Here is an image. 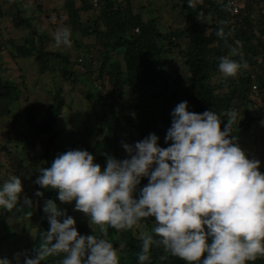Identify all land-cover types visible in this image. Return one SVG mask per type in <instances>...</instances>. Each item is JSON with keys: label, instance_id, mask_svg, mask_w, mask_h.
Segmentation results:
<instances>
[{"label": "clouds", "instance_id": "9594fccd", "mask_svg": "<svg viewBox=\"0 0 264 264\" xmlns=\"http://www.w3.org/2000/svg\"><path fill=\"white\" fill-rule=\"evenodd\" d=\"M70 37L68 27L54 35L57 46H70ZM247 67L242 57L219 58L225 77ZM236 115L228 112L225 123L213 110L196 113L188 101L179 102L164 137L167 147L154 133L134 145L122 142L128 158L108 156L103 168L89 151L68 150L40 169L35 183L56 190L62 203L75 201V210L87 214L102 233L105 226L128 230L153 218L151 231L141 234L138 264L149 261L153 245L186 264H249L264 257V173L260 160L249 158L233 134ZM145 177L148 183L138 188ZM22 192L18 176L0 183V209L12 210ZM24 204L31 208L32 200L24 197ZM43 212L50 227L41 233L35 256L17 253L0 258V264H21V255L23 264H41L61 254L59 264H121L112 242L93 227L94 234H80L74 217L54 200L45 202Z\"/></svg>", "mask_w": 264, "mask_h": 264}, {"label": "trees", "instance_id": "16d2710c", "mask_svg": "<svg viewBox=\"0 0 264 264\" xmlns=\"http://www.w3.org/2000/svg\"><path fill=\"white\" fill-rule=\"evenodd\" d=\"M63 1L66 15L64 23L68 24L74 33L94 35L97 39V51L94 52V47L87 45V55L79 57L82 61L76 60L81 66L80 68L85 70L80 74L85 78L83 80L80 77V80L88 84L91 82L95 86V82L91 80L93 78H90L93 75L99 76L100 83L104 72L112 76V90L106 95V98L119 100L127 96L128 104L132 110L136 111V125L141 137L145 138L150 133L157 136L162 135L171 126V123L162 124L163 118L157 109L159 104L164 105V101L168 102L169 109L164 112V117H167L166 115L171 113L179 102L188 101L190 111L202 113L205 110H213L222 116L225 123L227 122L226 114L230 111L235 112L237 115L233 124V134L240 147L242 146V134L250 129L252 122L257 118L250 112L251 106H257L259 109L264 108V59L260 61L259 58L264 52V0H248L249 6L252 7L253 5L257 8L260 19L255 21L249 17H244L243 22L239 23L234 30H232L229 21L230 8L226 0H201V3L191 7H189L188 1L179 0L184 12L183 16L185 19H191V22L187 21L184 26L169 27L170 29L165 32L161 30L158 17L146 19L141 11L134 10L132 0H100V12L90 22H84L82 14L94 9L91 0H80V5L77 4L78 0ZM26 11L17 6L16 13L11 19L12 23L15 28L29 29V33H32L31 36L36 38L29 39L28 44L26 42L17 47L16 53L20 57L34 56L35 61L40 63V70L47 72L51 57L50 51L46 50V44L50 36L39 23L35 22L37 18L28 15ZM2 14L0 6V15ZM195 17H199L201 23L192 22ZM136 28H139L137 33L134 32ZM219 30L223 31V37L217 35ZM184 39L187 40L186 46L184 47L183 44L182 48ZM236 40H240L241 45H238ZM10 42H13V39L0 35V71L3 66L2 54ZM79 47L78 44L77 48L81 51L82 49ZM176 48L180 49L182 60L190 72V87L179 98L177 97L178 91L173 90L172 85L180 83L177 81L170 83V79L166 76L164 59L166 54L171 53ZM233 49L236 50V55H232ZM54 54L59 56L63 63L61 66L63 78L73 82L78 81L79 74L72 69L75 63H71L70 56L58 51ZM223 56H229L237 61L241 60L242 57L243 61L247 62L248 67L241 69L236 76L213 85L210 82L211 78L221 74L218 70V64L219 58ZM69 65L72 67L69 68ZM254 84L257 85V90L252 89ZM94 89L98 99H101L104 90L96 89V86ZM218 90L223 92L218 93ZM89 92L88 96L91 97L94 92L91 90ZM19 95V85L0 74V104L4 105L0 111L5 112L7 103L16 101ZM258 99H262L263 104H260ZM26 100L28 102L29 98ZM105 105V102H100L101 110ZM65 107V99L58 91L54 95L50 107L46 108L45 118L40 123L37 122L34 105H27L23 111L30 129L36 133L49 130L44 156H48L50 153L54 142L53 138L59 133V130L51 125V122L57 120L55 115L58 112L62 113L61 111ZM69 109L70 107L67 110ZM243 112H245L244 119L238 121ZM103 114H106L105 111ZM94 115L95 111L93 110L90 115L91 118ZM127 119L129 122L133 120L131 116H128ZM122 121L120 116L114 115L112 123L107 122L106 125L109 132L103 139L98 138L92 147L83 144L78 139L81 133L76 131L75 136L71 137L73 149L76 150L79 149V146H83L79 150H87L91 151V154H96L94 156L95 162L99 163L102 168L105 166L108 156L116 159L128 158L121 151L122 142L127 143L126 139L117 137V131ZM88 123L89 121L85 122V127ZM89 125H93V123L90 122ZM221 128L223 130V124ZM105 148L107 149L104 150ZM68 150L65 148L64 152ZM259 170L264 173V168ZM38 174L41 175L40 171ZM147 183L148 179L145 177L138 188ZM35 189V193L37 191L43 193L42 196H36L39 202L40 221L34 233L31 247L24 253L25 255L30 258L35 256V249L39 246L41 233H46L49 230L47 214L43 212L47 200H54L61 209L65 210L66 215L74 217L76 228L80 234H94L93 228L80 223L78 211L75 210L73 201L71 203L60 202L57 199V191L54 189H44L37 184H35ZM6 214L8 216V213ZM140 223L145 224L147 230L151 231L153 227L151 217L142 220ZM105 227L107 231L102 233L100 226L97 225L95 234L103 236L119 249L121 264H138L137 254L141 250V238L137 235L138 229L117 231L110 226ZM13 234L17 235L18 232L14 231ZM62 255L48 257L45 261H41V264H59ZM161 257L164 258L161 259ZM23 259L24 255L21 264H23ZM146 264H186V262L166 253L162 246L153 245L150 248V259ZM249 264H264V257L249 262Z\"/></svg>", "mask_w": 264, "mask_h": 264}, {"label": "rangeland", "instance_id": "374dc122", "mask_svg": "<svg viewBox=\"0 0 264 264\" xmlns=\"http://www.w3.org/2000/svg\"><path fill=\"white\" fill-rule=\"evenodd\" d=\"M63 2V0H0L1 11L4 14V16L3 14L0 15V35L13 39V42H10L7 49L14 54L12 56L10 52L7 53L6 51L2 54L3 66L0 74L3 77L15 81L20 87L19 98L14 102H8L5 112L0 111V183H3L4 180L15 175L21 179L23 186V192L16 206L12 210L0 209V258L12 259L15 254H24L30 249L34 233L40 221L39 202L35 195V180L39 176V169L42 167H50L52 161L57 155L63 153L65 148L74 150L71 137L75 136L74 133L76 131L81 133L78 139L83 144L92 147L98 138L103 139L109 132L106 126L107 122L112 123L114 115H118L123 121L120 123V128L117 131V137L124 138L128 144L133 145L135 142L144 139V137L139 135L137 130L136 111L131 109L130 104H128L127 96L119 100L106 98V95L112 90V76L106 72L103 73L104 75L101 77V83H104V86L101 84V88L98 86L100 84V80L98 79L99 76L93 75L90 77L93 78L91 80L95 82L96 89L104 90L103 99H98L96 92H94L95 86H93L91 82L90 84L82 82L85 77L82 75L80 76V74L85 70L80 68L81 66L76 60L79 61L78 58L80 56L87 55V45L93 46V51L96 52L98 49L97 39L94 35H85L80 32L74 33L71 27L64 23L66 15L64 12L65 9L62 7ZM132 3L134 10L137 12L141 11L145 18L152 15V13L160 14L161 16H158V19L163 32L168 31L171 27L184 26L187 21L191 22V19H185L183 16L184 12L179 0H132ZM17 6L21 9L30 6V9L26 12L28 15L37 18L35 22L39 23L50 36L46 44V50L50 51L51 57L48 62L49 68L47 72H42L40 70V63L35 61L34 56H30L33 70L27 68L28 64H24V60L19 59V62H16L15 59H13L20 58L16 53L17 47L24 45L26 42L28 44L29 39L36 38L31 36L32 33H29V29L14 27L11 19L14 13H16ZM145 7H147V9L144 10ZM97 16L98 13L94 9L84 12L83 21H93ZM5 20L6 22H4ZM193 20L194 18L192 22ZM63 27H68L71 31L70 46H65L63 44L57 46L55 42L54 35L57 29ZM206 30L208 29L206 28ZM186 41V39L182 41V48L183 44L184 47L186 46ZM13 43L18 45H14ZM78 44L80 45L79 48L82 49L81 51L77 48ZM84 50L85 52L83 53ZM56 51L67 53L70 56L71 63H75L72 69L75 73L79 74L78 81L73 82L63 78L61 75V66L63 63L61 62V58L54 54ZM164 59L166 63L165 72L166 76L170 79V83L173 81L180 83L178 85H172V89L178 91L179 94L177 97L179 98L182 96V93L190 87L189 68L184 64L179 48L166 54ZM70 66L72 67V65H69V68ZM80 77L83 78L82 81ZM229 78L230 77H225L221 73L211 78L210 82L213 85H217V83H221ZM89 90L94 92L91 97L88 96L90 93ZM58 91H60L61 95L64 97L66 107L61 111L62 113L58 112V114L55 115L57 120L51 122V125L57 128L59 133L53 138L54 142L50 153L48 156H44L45 150L47 149L46 138L49 130L43 133H36L34 130L30 129V126L25 120L23 111L27 105H34L36 108L37 122L40 123L41 120L45 118L47 112L46 108L50 107L52 99L54 100V95L57 94ZM217 92L222 93L223 91L218 90ZM27 98H29L28 102L26 100ZM255 100L257 101L256 97ZM100 102L106 103L102 110L99 106ZM258 102L263 104L262 99H258ZM163 104L164 105L159 104L157 106L159 114L164 119H162V124H170L172 119L171 113H168L166 115L167 117H164V112L169 109L167 106L168 102L164 101ZM2 107H4V105L0 104V108ZM68 107H70L69 110H67ZM93 110L95 111V115L91 118L92 116L90 115L93 113ZM104 111L106 114H103ZM250 112L254 117H257L255 119L256 125L259 124V120L264 121V108L259 109L257 106H251ZM128 116L132 117V122L128 121ZM244 116L245 112L239 116L238 121L244 119ZM87 121L93 123V125H89L88 123L86 128L85 122ZM260 126L264 127V122L263 125ZM260 126H258L259 129H261ZM165 135L166 132L158 136L160 138L159 143L162 147H166L167 144L164 139ZM241 143V147L244 151L246 150L245 152L248 157L260 160V169L264 168V149H262L260 153H254L253 151L250 153L246 149L247 144H245V141L241 139ZM82 147L79 146V149ZM106 149L107 148L104 150ZM121 149L122 154L128 156L126 150L123 147ZM92 154L94 156L96 155L94 153ZM24 197H28L32 200L31 208L24 204ZM73 203L75 205V201H73ZM27 212H31V215H27ZM6 213H8V216ZM78 215L81 221L80 223L84 224L86 227L97 228V225L91 226L89 222L90 218L87 214L78 211ZM135 228L138 229L137 235L140 238L142 233L150 232L143 223H139L133 229ZM12 230L13 232H18V234L14 235ZM22 257L23 255H21V260ZM13 264H15L14 260Z\"/></svg>", "mask_w": 264, "mask_h": 264}, {"label": "crops", "instance_id": "0c3cea01", "mask_svg": "<svg viewBox=\"0 0 264 264\" xmlns=\"http://www.w3.org/2000/svg\"><path fill=\"white\" fill-rule=\"evenodd\" d=\"M60 2V1H59ZM189 2V1H188ZM199 3H201V0H192V5H197V4H199ZM77 4L78 5H80L81 4V2H80V0H78V2H77ZM64 2L62 3V7L64 8ZM25 10H29L30 9V6H27V7H25L24 8ZM145 9H147V7H145L144 8V10ZM159 10V9H158ZM83 15V14H82ZM154 16H156V17H158V16H161L160 14H152V15H150V16H148V17H146V19H148V18H152V17H154ZM145 17V16H144ZM4 22H6V20L4 21ZM193 22H195V23H197V24H199V23H201V19L199 18V17H195L194 18V20H193ZM14 45H18V44H16V43H13ZM7 53H11L12 54V56L14 55L11 51H9V49H6L5 50ZM4 51V52H5ZM13 59H15V61L17 62H19V59H22V60H24V64H28L27 65V68L28 69H30V70H33L32 69V66H31V64H32V61L30 60L31 59V57L30 56H23V57H20V58H13ZM14 63V62H13ZM259 122V124H257L256 125V120L254 121V123L251 125V127H250V129L248 130V131H246V132H244L243 134H242V136H241V139L243 140V141H245V144H247V150L250 152V153H252V151L255 153V152H259L260 153V151H262V149H264V146H263V142H264V127H262V126H260V125H263V122L264 121H261V120H259L258 121ZM255 126V127H254ZM258 126H260L261 127V129H259V127ZM259 129V130H258ZM250 144V145H249ZM244 145V144H243ZM246 151V150H245Z\"/></svg>", "mask_w": 264, "mask_h": 264}, {"label": "built area", "instance_id": "2783aa9c", "mask_svg": "<svg viewBox=\"0 0 264 264\" xmlns=\"http://www.w3.org/2000/svg\"><path fill=\"white\" fill-rule=\"evenodd\" d=\"M93 4L94 10L99 13L100 12V0H91ZM227 5L230 8V24L232 30L239 24L243 22L244 17H249L256 21V19H260V16L257 14V8L249 6L248 0H226ZM134 32H139V28H136ZM236 43L238 45H241L240 40H236ZM260 61H263L264 59V52L259 57ZM79 61H82L81 58H79ZM100 87V84L98 85ZM253 90H257L258 87L256 84L252 86Z\"/></svg>", "mask_w": 264, "mask_h": 264}]
</instances>
